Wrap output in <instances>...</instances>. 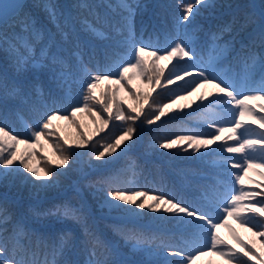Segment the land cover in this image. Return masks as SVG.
<instances>
[{"label": "trees", "instance_id": "trees-1", "mask_svg": "<svg viewBox=\"0 0 264 264\" xmlns=\"http://www.w3.org/2000/svg\"><path fill=\"white\" fill-rule=\"evenodd\" d=\"M228 1L238 3L239 8L233 9ZM247 1L208 0L209 6H198L190 23L180 24L179 0H26L17 13L0 23V126L19 139H29L30 129H37L45 114L56 110L70 119L63 121L66 134L60 131L65 138L81 139V133L84 138L86 132L95 133L94 143L82 151L81 170L71 163V156L67 165L61 166L71 181L59 176L46 159L50 154L55 160L60 155L59 150L53 153L57 142L61 148L65 146L56 129L38 144L29 139L22 150L30 167L53 173L50 180H36L22 166L19 170L0 169V247L5 249L0 258L13 259L18 264H173L181 257L170 253L180 250L187 255L202 246L195 225L162 210H142L145 218L155 215L161 231L107 216L124 210V205L107 203V193L139 190L207 209L226 187H240L234 180L236 170L223 163L225 157L239 154L216 150L209 155L203 150L194 153L186 144L167 150L159 145L182 134L212 132L210 121L231 127L235 112L206 102L192 108L189 97L172 104L171 97L178 91L176 85L155 88L152 98L158 104H169L167 114L151 125L143 122V115L134 124L129 122L135 128L132 139L125 140L127 147L113 160L108 156L96 159L92 153L99 145H93L101 138L106 142L119 135L123 127L120 122L110 121L97 133L99 122L93 113L77 112L76 123L71 122V113L81 99L84 67L91 72L102 71L118 60L131 59L132 47L117 43L123 39L116 31L117 25L128 26L124 28L125 36L130 28L133 44L162 52L175 41L184 40L198 58L211 64L217 74L223 73L238 92L264 95L260 91L264 86V71L260 70L264 45L260 32L252 30L262 18ZM258 2L264 8V0ZM249 55L256 59L252 67H248L252 65V60L246 59ZM122 83L126 91L133 88L126 81ZM133 83L138 88L143 86L140 79ZM105 86L100 85L97 96ZM134 100L129 93L124 102L121 95L112 101L113 109L122 104L127 112L128 104ZM93 111L101 109L97 105ZM103 115L107 117V113ZM137 122L144 124L140 140ZM239 131L250 138L257 136L249 128ZM40 175L43 177L42 171ZM244 187L247 190L248 186ZM147 203L153 201L148 199ZM250 234L262 248L264 237L260 242V237ZM262 254L264 248L261 256L256 254L258 259L244 257L243 261L264 264Z\"/></svg>", "mask_w": 264, "mask_h": 264}, {"label": "snow or ice", "instance_id": "snow-or-ice-1", "mask_svg": "<svg viewBox=\"0 0 264 264\" xmlns=\"http://www.w3.org/2000/svg\"><path fill=\"white\" fill-rule=\"evenodd\" d=\"M198 6H209L208 0H179L177 4V10L180 13L179 23H190L191 17L196 14ZM3 7V5H0V8ZM125 27L128 26H115L117 33L123 36V39L117 43L132 47L131 59L118 60L114 66L102 71L91 72L87 67H84L82 69L84 79L81 99L77 101L71 113L72 123H76L74 118L79 111L93 113L95 121L99 122L97 133L102 132L108 126L109 121H118L123 126L119 135L112 136L106 142L104 138L96 141L93 147L99 145V149L93 151V156L96 159L105 158L120 149L125 140H131L132 133L135 131L132 124L142 115L144 117L143 122L151 125L167 114L165 110L169 108V104H158L155 98H152L155 88L176 85L178 91L174 92L171 97L170 103L172 104L179 99L193 96L202 88H211L216 91L200 92L196 96V100L202 102V104L207 101L208 105L221 104L228 110L235 112L236 118L230 122L232 126L226 127L222 123L210 121L209 127L214 129L212 132L178 135L162 142L159 146L167 150L174 147L181 148L186 144L187 148H191L194 153H199L202 150L206 152L217 142H221L219 146L223 152L239 154L235 157H225L223 163L236 170L234 180L240 187L233 189L226 187L223 193L207 209L191 207L164 195H150L145 191L128 189L108 192L106 202L115 207L134 205L138 209H149L157 213L162 210L177 216L182 222L195 225L202 246L194 248L187 255L180 250L170 253L181 257L179 262H173V264H194L198 256H203L209 251L226 259L228 264H246L243 261L244 257H247L248 260L258 259L253 249L237 235L229 223V219H234L242 228L252 232L254 237H264V198H259L264 197V192L246 190L244 187L245 178L250 170L264 168V132L257 133L256 138H250L242 135L239 131L240 129H246V120L251 121L252 124H258L261 129H264V116L257 118L253 109L247 104L249 100H264V95L238 92L235 85L223 73L217 74L211 64H206L198 58L191 45L184 40L175 41L162 52L160 49H150L143 44H133L130 28H128V34L124 35ZM98 35L102 34L98 33ZM215 39H218V37H214ZM260 40L261 44L264 45V27L260 32ZM226 48L227 46H225V50ZM246 59L252 60V65H248V67L255 65L256 59L254 56L249 55ZM160 61L165 63L160 64ZM169 65H171L170 68ZM166 69L167 74H165ZM260 70L264 71V56L260 57ZM161 77L164 79L163 85L161 84ZM134 79H140L143 87L150 90L133 92L131 88H128V92L135 96L133 103L128 104V111L126 112L122 104H117L113 109L112 101L116 99L117 91H122L125 88L122 81H126L127 85H131ZM145 79L147 83H144ZM178 81L183 82V84H177ZM102 83L106 86L97 96V90ZM260 91L264 92V86L261 87ZM150 98H152V102L147 103ZM141 100L145 103H140ZM81 102L82 107L80 106ZM192 103H196V101H192ZM145 104L147 105V114ZM97 105L101 111L94 112L93 109ZM185 107H188V105ZM260 110L264 112V105H261ZM103 113H107V117ZM60 120H69V117L61 115L56 110L45 114L38 128L35 130L30 129L31 137L29 139H34L37 144L40 143L45 136L52 135V130L57 128L55 122ZM129 122H132V124ZM226 132L228 135L224 136L223 134ZM80 136L81 139L76 146L82 148L88 143V140L84 138L83 133ZM29 139H19L17 135L0 126V169L5 171L10 169L19 170L22 166L36 180H50L53 176L51 171L37 170L30 167L25 155L23 153L17 155V152L13 150L20 144L28 145ZM229 141L234 143L230 144ZM64 145L61 148L57 142L53 146L54 154L57 150L60 151V155L57 156L59 161L57 167L67 165L69 157L73 154L70 151L72 144L69 143L67 138H64ZM257 145H261V147L257 148ZM187 148L184 150H187ZM30 157L31 153L28 154V158ZM13 166H15L14 169ZM41 171L43 177L40 175ZM261 175H264V173H261ZM148 199H151L153 203L148 204ZM138 200L141 202L138 203ZM158 205L162 207H158ZM189 217L191 221L187 220ZM221 228L228 229L231 238L241 246L242 254L233 250L228 245L227 240L221 237L219 231ZM261 247L264 248V244ZM4 252L5 249L0 247V256H3ZM0 264H18V262L13 259L0 258Z\"/></svg>", "mask_w": 264, "mask_h": 264}, {"label": "rangeland", "instance_id": "rangeland-1", "mask_svg": "<svg viewBox=\"0 0 264 264\" xmlns=\"http://www.w3.org/2000/svg\"><path fill=\"white\" fill-rule=\"evenodd\" d=\"M249 6L252 7V9L254 11H257L260 15V17L262 18L261 21L259 23H255L253 25L252 30L253 31H259L261 32L262 27H264V8L260 7L258 0H248L247 1ZM228 3H230V1H228ZM238 3H230L229 6H232L233 9H238L239 5H237ZM252 31V32H253ZM251 32V33H252ZM85 41L91 45V42L89 39H85ZM124 84V83H122ZM131 86H133L132 91L136 92L137 90H139L140 92L144 91H148L150 89L144 88L143 86L141 87H137L136 85H134V83L131 84ZM154 87V86H153ZM215 89H200L199 92L193 94V96L188 98V101L192 102V101H196V103H192V108L195 107L197 105V103H199L200 101L196 100V96L199 95L200 92H215L213 91ZM156 94V92L154 91L152 93V96H154ZM123 95V101L126 102V100L128 99L129 93L128 91L122 90V91H118L116 93V99L119 98V96ZM135 97V96H134ZM211 98V97H209ZM149 102V100H148ZM147 102V103H148ZM207 103V101H205ZM140 103H145V101L141 100ZM188 104V103H187ZM247 104L249 105V107H251L254 111V113L256 114L257 118H259L260 116H264V112H261L260 107L261 105H264V100H249L247 101ZM146 107V112H147V105L145 104ZM79 117V116H78ZM70 120V119H69ZM63 121L64 120H60V121H56L55 123L57 124V128L56 130L59 131L61 137L65 138L62 134L65 133L64 130H62L63 127H65L63 125ZM110 122V121H109ZM69 125V124H67ZM137 125L140 127L139 130V134L137 136V139L140 140V135L143 129L144 124L142 122H137ZM149 125V124H146ZM245 125H246V129L249 128L250 132L251 130H254L253 134H256L259 132V130L261 132H264V129H261L259 127L258 124H252L251 121L246 120L245 121ZM83 128V126H81ZM66 129L68 130V132H71L70 130V126H67ZM63 133H61V132ZM66 134V133H65ZM95 133L90 134L88 132L85 133V139L88 140V143L85 144L84 147H77V143L79 142V138L76 137L75 139H70V137L68 136L67 140L69 141V143L72 144V147L70 149V151L73 153L71 155V163L76 164V166L78 167V170H81V160H82V155L84 152H82L86 147L90 146L92 143H94V136ZM224 136H227L228 133H224ZM221 142H217L216 145H213L211 148H209L206 152H208L209 155H211L212 152L216 151V150H222V148L219 146ZM6 147V146H5ZM127 147L126 144H121L120 149H117V151L115 153H112L111 155L108 156V160H113L116 159V157L119 156V154L122 152L121 150L123 148ZM25 148L24 144H20L16 147V149H13L17 152V154H21L24 153V151H22ZM205 152V151H202ZM206 156V155H204ZM200 158H202V155L199 156V158H197L196 160H200ZM33 159V158H32ZM48 160L49 165L52 166L53 170L59 175V176H63L65 178H67L68 180L71 181V178L69 176H67V172L63 167H57L56 165L59 163V161L56 159H53V156L50 154L49 157L46 158ZM55 162V163H53ZM261 173H264V169L262 168H254L252 170H250L248 172L247 177L245 178V184L247 187V190H254L257 192H264V175H261ZM203 175V173L201 174ZM259 185V187H258ZM260 198V197H259ZM264 198V197H262ZM159 206V205H158ZM122 208H124V210L122 211H112L110 213H107V216H111L114 217L116 220L119 221H125V222H129L131 224H135L138 225L140 227L143 228H148V229H152V230H159L161 231V227L160 225L155 221L154 216L153 217H144V213L142 212L141 209L136 208L134 205H124ZM229 223L231 224L232 228L235 230V232L237 233V235H239V237L249 246H251V248L253 249V251L261 256V249L258 245H256L253 241V238L251 237V234L249 231L243 229L234 219H229ZM158 228V229H157ZM220 235L222 238H224L225 240H227L228 245L233 249L236 250V252H241L242 254V250H241V246L239 244L236 243L235 240H233L231 238V236L229 235V231L227 228H221L220 230ZM262 237H260V242L262 241ZM115 245L117 244L115 241H112ZM208 260L210 262V264H223L224 262H227L226 259L221 258L220 256H217L215 254H213L212 252H207L205 255L203 256H198L196 261L194 262V264H203L204 261Z\"/></svg>", "mask_w": 264, "mask_h": 264}, {"label": "water", "instance_id": "water-1", "mask_svg": "<svg viewBox=\"0 0 264 264\" xmlns=\"http://www.w3.org/2000/svg\"><path fill=\"white\" fill-rule=\"evenodd\" d=\"M25 1L26 0H0V5L4 6L0 8V23L17 13Z\"/></svg>", "mask_w": 264, "mask_h": 264}]
</instances>
